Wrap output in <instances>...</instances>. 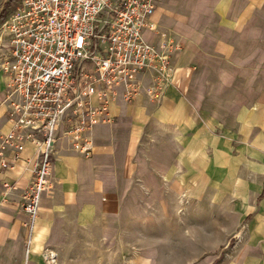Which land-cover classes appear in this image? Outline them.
Instances as JSON below:
<instances>
[{
	"label": "crops",
	"instance_id": "0c3cea01",
	"mask_svg": "<svg viewBox=\"0 0 264 264\" xmlns=\"http://www.w3.org/2000/svg\"><path fill=\"white\" fill-rule=\"evenodd\" d=\"M152 22L150 41L179 44L163 101L116 102L115 121L94 130L90 157L58 145L55 186L43 198L28 253L20 201L35 144L23 153L28 165L0 167V264H53L43 250L54 249L58 261L75 242L114 244L88 258L161 264L157 241L136 228L160 225L154 221L179 209L184 195L199 193L202 179L226 177L218 171L230 177L237 157L245 165L263 159L264 0H158ZM3 98L4 91L1 105ZM5 116L0 130L8 128ZM5 184L15 185L8 197Z\"/></svg>",
	"mask_w": 264,
	"mask_h": 264
},
{
	"label": "built area",
	"instance_id": "2783aa9c",
	"mask_svg": "<svg viewBox=\"0 0 264 264\" xmlns=\"http://www.w3.org/2000/svg\"><path fill=\"white\" fill-rule=\"evenodd\" d=\"M157 2L20 0L1 23L13 59L6 66L8 128L0 130V167L28 165L23 153L30 143L36 147L20 201L28 215L27 253L43 198L55 186L58 145L92 156L94 130L115 121L116 102L144 95L159 104L172 84L179 44H155L146 36ZM14 188L5 184L3 196ZM43 257L55 263L58 253L46 247Z\"/></svg>",
	"mask_w": 264,
	"mask_h": 264
},
{
	"label": "rangeland",
	"instance_id": "374dc122",
	"mask_svg": "<svg viewBox=\"0 0 264 264\" xmlns=\"http://www.w3.org/2000/svg\"><path fill=\"white\" fill-rule=\"evenodd\" d=\"M19 4L20 0H0V16L5 14V20ZM12 59L11 47L0 34V92L5 90L6 66ZM4 113L0 103L2 120ZM238 159L231 163L230 177L228 171H218L217 176L226 177L202 179L199 193L184 195L179 209L154 221L160 225L136 228V235L157 241L161 264H264V197L257 200L263 190L264 153L262 160L249 158L246 165ZM111 245L75 242L53 264H117L120 260L115 258H88Z\"/></svg>",
	"mask_w": 264,
	"mask_h": 264
},
{
	"label": "trees",
	"instance_id": "16d2710c",
	"mask_svg": "<svg viewBox=\"0 0 264 264\" xmlns=\"http://www.w3.org/2000/svg\"><path fill=\"white\" fill-rule=\"evenodd\" d=\"M4 17H5V14H2L1 16H0V21H3L4 20ZM261 197V196H260Z\"/></svg>",
	"mask_w": 264,
	"mask_h": 264
}]
</instances>
